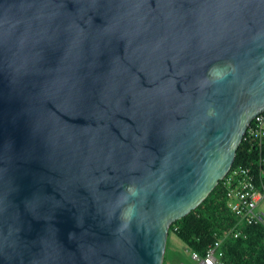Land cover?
I'll use <instances>...</instances> for the list:
<instances>
[{
  "label": "water",
  "instance_id": "water-1",
  "mask_svg": "<svg viewBox=\"0 0 264 264\" xmlns=\"http://www.w3.org/2000/svg\"><path fill=\"white\" fill-rule=\"evenodd\" d=\"M261 111L264 0H0V264H162Z\"/></svg>",
  "mask_w": 264,
  "mask_h": 264
},
{
  "label": "trees",
  "instance_id": "trees-1",
  "mask_svg": "<svg viewBox=\"0 0 264 264\" xmlns=\"http://www.w3.org/2000/svg\"><path fill=\"white\" fill-rule=\"evenodd\" d=\"M260 156L264 157V143L258 146L241 140L231 168L242 165L256 169ZM233 223L221 179L195 208L172 222L168 231L171 229L190 250L203 253L206 246L227 232ZM222 249L224 264H264V229L259 225L243 226L241 235L224 241Z\"/></svg>",
  "mask_w": 264,
  "mask_h": 264
},
{
  "label": "built area",
  "instance_id": "built-area-1",
  "mask_svg": "<svg viewBox=\"0 0 264 264\" xmlns=\"http://www.w3.org/2000/svg\"><path fill=\"white\" fill-rule=\"evenodd\" d=\"M241 140L258 146L264 143V111L252 118ZM257 164L256 169L242 165L230 167L222 178L227 208L234 223L227 232L207 245L203 253L191 250V258L198 264H224L222 245L227 239L241 235V227L259 225L264 229V210L258 208V203L264 200V157L260 156Z\"/></svg>",
  "mask_w": 264,
  "mask_h": 264
},
{
  "label": "rangeland",
  "instance_id": "rangeland-1",
  "mask_svg": "<svg viewBox=\"0 0 264 264\" xmlns=\"http://www.w3.org/2000/svg\"><path fill=\"white\" fill-rule=\"evenodd\" d=\"M258 208L264 210V200L258 203ZM164 264H198L191 258L188 245L169 229L164 251ZM163 263V262H162Z\"/></svg>",
  "mask_w": 264,
  "mask_h": 264
}]
</instances>
